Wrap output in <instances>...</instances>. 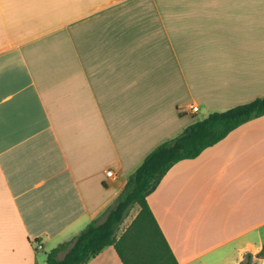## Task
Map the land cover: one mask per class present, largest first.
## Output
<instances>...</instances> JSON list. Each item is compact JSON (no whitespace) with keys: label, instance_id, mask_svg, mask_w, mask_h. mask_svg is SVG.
I'll return each instance as SVG.
<instances>
[{"label":"crops","instance_id":"obj_1","mask_svg":"<svg viewBox=\"0 0 264 264\" xmlns=\"http://www.w3.org/2000/svg\"><path fill=\"white\" fill-rule=\"evenodd\" d=\"M260 94L264 0H0V264H44L155 144ZM145 198L175 264H264V113Z\"/></svg>","mask_w":264,"mask_h":264},{"label":"trees","instance_id":"obj_2","mask_svg":"<svg viewBox=\"0 0 264 264\" xmlns=\"http://www.w3.org/2000/svg\"><path fill=\"white\" fill-rule=\"evenodd\" d=\"M263 113L264 94H260L223 109L210 110L155 144L127 174L101 216L89 220L70 239L46 250L44 264H84L108 244L122 264H175L176 259L146 202V194L173 162L197 155L233 127ZM134 203L137 211L116 234L117 225ZM254 255L264 260V243ZM238 264H253L252 253L244 252Z\"/></svg>","mask_w":264,"mask_h":264},{"label":"rangeland","instance_id":"obj_3","mask_svg":"<svg viewBox=\"0 0 264 264\" xmlns=\"http://www.w3.org/2000/svg\"><path fill=\"white\" fill-rule=\"evenodd\" d=\"M132 210L131 208L128 207V209L126 210L121 222L117 225L116 227V230H115V233L118 234L122 229L123 227L130 221L127 222L128 218H132ZM47 248H44V250H46ZM38 252L42 253L43 252V249L42 250H39ZM259 264V263H258Z\"/></svg>","mask_w":264,"mask_h":264},{"label":"built area","instance_id":"obj_4","mask_svg":"<svg viewBox=\"0 0 264 264\" xmlns=\"http://www.w3.org/2000/svg\"><path fill=\"white\" fill-rule=\"evenodd\" d=\"M190 108H191L192 110H195V109H196V105H191ZM104 174H105L107 177H109V178H115V173H114L111 169H109V168H106V169L104 170ZM35 247H36V248H40V247H41L40 243L37 242V243L35 244Z\"/></svg>","mask_w":264,"mask_h":264}]
</instances>
